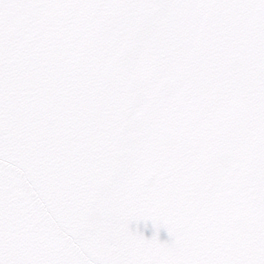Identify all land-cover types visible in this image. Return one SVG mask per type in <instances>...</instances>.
Here are the masks:
<instances>
[{
	"label": "water",
	"instance_id": "95a60500",
	"mask_svg": "<svg viewBox=\"0 0 264 264\" xmlns=\"http://www.w3.org/2000/svg\"><path fill=\"white\" fill-rule=\"evenodd\" d=\"M149 6L125 4L89 13L95 25L87 47L70 62L75 39L42 44L34 35L19 56L4 68L0 91V258L6 264H89L92 258L121 259L134 242L140 251L162 253L191 217L169 230L151 216L134 226L113 224L120 201L149 152L153 124L169 99L204 97L195 124L224 102L236 98L241 108L224 132L217 152L193 184L195 199L210 198L228 170L225 153L237 152L261 122L264 39L250 9L217 7L207 11L177 8L155 12L152 28L139 51L156 57L145 90L174 74L167 88L152 95L124 146L127 167L108 189L102 182L119 163L118 133L126 121L120 100L127 63L121 59L109 72L104 66L124 44L135 46V27ZM77 13L65 16L72 22ZM35 15L29 18L30 24ZM21 29L12 43L24 40ZM199 145L186 150L167 174L158 167L137 193L142 199L154 187L174 188ZM241 162L235 167L239 168ZM262 161L247 164L239 190L260 187Z\"/></svg>",
	"mask_w": 264,
	"mask_h": 264
},
{
	"label": "snow or ice",
	"instance_id": "6c2138e0",
	"mask_svg": "<svg viewBox=\"0 0 264 264\" xmlns=\"http://www.w3.org/2000/svg\"><path fill=\"white\" fill-rule=\"evenodd\" d=\"M125 4L149 6L154 11L146 13L135 27L137 44H124L104 66L107 73L115 62L123 59L127 63L121 97L113 105L115 113L123 109L126 116L118 133L119 163L102 182L105 190L127 167L124 146L131 140L128 132L137 124L151 96L167 88L174 78L173 74L152 89L145 90L156 57L138 49L154 24L156 11L170 7L203 11L217 7L250 9L264 39V0H0V91L7 61L12 56L21 55L34 35L43 33V45L62 38L75 39L70 52V62L75 63L95 30V25L89 22V13L97 7L111 11ZM72 12L77 13L75 19L65 23V16ZM34 15L35 19L29 24V18ZM21 29L25 30L24 40L13 44V35ZM260 76L264 80V65L260 68ZM204 99L202 96L186 99L183 92L169 99L154 121L148 156L129 183L113 220L115 227L127 229L141 217L151 216L156 223L167 228L169 234L186 217H191L190 223L176 232L175 239L162 253L155 247L140 251L137 241L121 259L92 258L89 264H264V122L248 134L240 151L225 153L229 167L217 182L214 194L210 198L195 199L191 195L193 184L217 152L225 130L241 108L240 101L232 98L195 124L196 112ZM260 104L264 113V90ZM194 145H199L198 151L174 188L154 187L142 199L137 198L140 188L153 178L158 167L163 165L160 173L167 174ZM258 157L262 161L259 189L240 191V179L248 162ZM241 161L240 167L236 168V163ZM0 264L6 262L0 258Z\"/></svg>",
	"mask_w": 264,
	"mask_h": 264
}]
</instances>
